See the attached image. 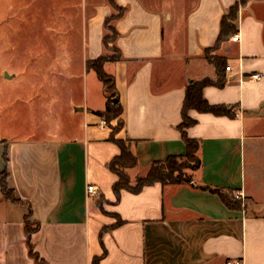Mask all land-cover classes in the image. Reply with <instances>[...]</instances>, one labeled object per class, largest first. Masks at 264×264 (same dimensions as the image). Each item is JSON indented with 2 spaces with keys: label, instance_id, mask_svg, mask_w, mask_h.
I'll list each match as a JSON object with an SVG mask.
<instances>
[{
  "label": "crops",
  "instance_id": "obj_1",
  "mask_svg": "<svg viewBox=\"0 0 264 264\" xmlns=\"http://www.w3.org/2000/svg\"><path fill=\"white\" fill-rule=\"evenodd\" d=\"M62 1L41 14L55 23L58 47L72 48L59 55L54 81L76 85L82 96L58 106L64 124L40 126L38 135L20 140L0 138V176L6 172L14 199L0 188V264H36L26 244L27 219L38 227L31 243L45 264L95 258L100 264H264V202L255 212L245 205L253 198L247 180L261 170L264 154V0L240 6L238 41L234 34L212 53L227 59V83L203 90L209 104L234 107L236 116L188 112L196 123L186 134L200 142L192 182L123 190L119 198V177L109 165L121 149L111 139L114 125L100 116L108 98L88 63L105 56L106 47L120 54L103 68L123 108L115 139L126 141L137 160L125 169L134 187L154 163L185 156L180 125L187 86L216 79L206 52L241 0ZM11 18L22 21L15 11ZM109 34L116 37L106 45ZM89 185L98 193H89ZM221 194H242V209L227 207Z\"/></svg>",
  "mask_w": 264,
  "mask_h": 264
},
{
  "label": "rangeland",
  "instance_id": "obj_2",
  "mask_svg": "<svg viewBox=\"0 0 264 264\" xmlns=\"http://www.w3.org/2000/svg\"><path fill=\"white\" fill-rule=\"evenodd\" d=\"M43 1L46 3L41 4V0H0V138L20 140L32 133L38 135L40 126H45L48 131L55 124H64L67 117L64 114L58 116V106L69 107L82 96L76 85L66 84L62 78H58L60 83L54 81L61 68L58 66L59 55L72 48L58 47L55 23L52 19L44 21L41 16L55 11L59 4L55 0ZM66 6L62 5L63 8ZM13 11L20 13L22 21L11 18ZM18 23L23 24L15 28ZM108 36L113 38V35ZM114 50V47L107 49L105 55L114 57ZM6 73L11 78H7ZM88 85L91 86L90 81ZM53 97L58 100L54 101ZM107 98L114 102L117 97L110 92ZM111 123L115 130L121 128L120 119H112ZM259 157L261 170L247 180V189L253 198L246 200L245 205L251 212H255V205L264 202V154ZM179 166L180 177L190 179L194 160L181 161Z\"/></svg>",
  "mask_w": 264,
  "mask_h": 264
},
{
  "label": "trees",
  "instance_id": "obj_3",
  "mask_svg": "<svg viewBox=\"0 0 264 264\" xmlns=\"http://www.w3.org/2000/svg\"><path fill=\"white\" fill-rule=\"evenodd\" d=\"M248 0H241V4H238L230 9L227 15L224 16L221 25L220 36L217 40V44L215 47L207 50L206 52V60L208 63L213 66L216 72V79L204 78L200 80H193L186 89V96L183 105V121L180 125V130L182 133L183 141L186 145V154L185 156H170L163 162L154 163L151 168L148 170L147 174L144 177L138 179L136 186H131L130 179L128 174L125 172V169L135 167L137 165V160L135 156L132 154L128 143L126 141L115 139V134L119 132L123 127V121L121 119L123 108L120 105L119 101H112L111 98L107 101V108L103 113H100V116L105 119L107 123H111L112 119H120L121 120V128L119 130H115L113 128L112 137L113 141H116L121 149V154L116 157L109 165V168L115 172L119 180L114 186V193L119 198L120 193L123 190L130 192H139L146 186H150L156 183H160L162 185H181V184H189L192 182L191 178L186 179L182 176L180 177V166L179 162L184 160L193 159L195 162V166L191 168V171L197 170L201 161L199 158V150H200V142L194 139H190L186 134V129L195 125L196 121L191 119L188 116V112L190 110H195L199 113H210L215 116H225L229 118H234L236 116L235 108L228 107L224 105L214 106L209 104V102L204 98L203 90L206 87L213 86L217 88H223L227 83L226 70H227V59L224 57L214 56L212 53L219 48V46L231 38L234 34L237 33L236 21L238 16V11L240 6L245 5ZM107 30L114 32V30L107 26ZM116 37V34H113V38L109 36L105 37V43L108 45L112 39ZM110 49L111 47H106ZM113 48V47H112ZM114 57L102 56L97 60L91 61L88 63L87 67L92 69L98 75L99 80L102 82L106 94L110 92H115V81L114 78L109 76L104 71V64L108 61H115L120 58L119 52L114 50ZM113 117V118H112ZM179 175H176V174ZM7 174L6 172L0 176V188L1 192L6 199H13V195L11 190L7 186ZM202 189L210 191L212 193H219L218 189H212L209 187H203ZM222 201L225 205L232 209H242V203L239 199L235 198L232 194H221ZM16 202V201H14ZM38 227L35 223H31L28 219L25 221V235H26V244L29 252V256L33 259L36 264L41 262V264H45L44 261L40 260L39 255L35 252V248L31 243V236L33 233L37 231ZM93 264H100V259L95 258L93 260Z\"/></svg>",
  "mask_w": 264,
  "mask_h": 264
},
{
  "label": "built area",
  "instance_id": "obj_4",
  "mask_svg": "<svg viewBox=\"0 0 264 264\" xmlns=\"http://www.w3.org/2000/svg\"><path fill=\"white\" fill-rule=\"evenodd\" d=\"M238 39H239V35H237V34L234 35L233 38H232L233 41H238ZM252 78L255 79V80H258V79L261 78V75H259V74L253 75ZM87 190L91 194H97L98 193V189L94 185H89ZM236 198L237 199H241V198H243V195L242 194L236 195Z\"/></svg>",
  "mask_w": 264,
  "mask_h": 264
},
{
  "label": "water",
  "instance_id": "obj_5",
  "mask_svg": "<svg viewBox=\"0 0 264 264\" xmlns=\"http://www.w3.org/2000/svg\"><path fill=\"white\" fill-rule=\"evenodd\" d=\"M6 77H7V78H9V77H10V76H9V74H7V73H6ZM116 101H118V99H117V98H116Z\"/></svg>",
  "mask_w": 264,
  "mask_h": 264
}]
</instances>
